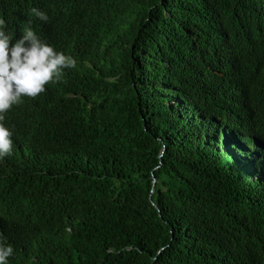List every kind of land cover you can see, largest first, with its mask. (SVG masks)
Masks as SVG:
<instances>
[{
  "label": "trees",
  "instance_id": "obj_1",
  "mask_svg": "<svg viewBox=\"0 0 264 264\" xmlns=\"http://www.w3.org/2000/svg\"><path fill=\"white\" fill-rule=\"evenodd\" d=\"M4 1L77 61L5 114L7 264H264V0Z\"/></svg>",
  "mask_w": 264,
  "mask_h": 264
},
{
  "label": "clouds",
  "instance_id": "obj_2",
  "mask_svg": "<svg viewBox=\"0 0 264 264\" xmlns=\"http://www.w3.org/2000/svg\"><path fill=\"white\" fill-rule=\"evenodd\" d=\"M6 9L5 1L0 0V12ZM31 13L41 20L48 19L36 8ZM4 18L0 15V158L13 150L12 132L3 123L5 114L22 103V97L35 98L45 91L47 84L61 81L63 69L75 68L77 64L72 56L56 51L40 39L34 16L25 20L15 36L6 29ZM12 254L11 245L0 243V264H7Z\"/></svg>",
  "mask_w": 264,
  "mask_h": 264
},
{
  "label": "water",
  "instance_id": "obj_3",
  "mask_svg": "<svg viewBox=\"0 0 264 264\" xmlns=\"http://www.w3.org/2000/svg\"><path fill=\"white\" fill-rule=\"evenodd\" d=\"M163 151H164V149H163Z\"/></svg>",
  "mask_w": 264,
  "mask_h": 264
}]
</instances>
